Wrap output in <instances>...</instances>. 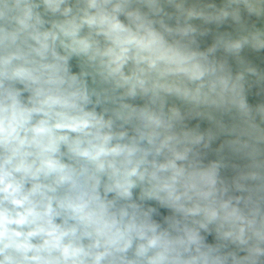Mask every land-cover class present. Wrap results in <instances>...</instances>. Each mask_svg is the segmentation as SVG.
<instances>
[{
  "label": "clouds",
  "instance_id": "clouds-1",
  "mask_svg": "<svg viewBox=\"0 0 264 264\" xmlns=\"http://www.w3.org/2000/svg\"><path fill=\"white\" fill-rule=\"evenodd\" d=\"M0 264H264V0H0Z\"/></svg>",
  "mask_w": 264,
  "mask_h": 264
}]
</instances>
